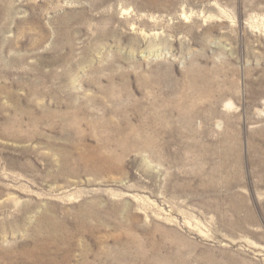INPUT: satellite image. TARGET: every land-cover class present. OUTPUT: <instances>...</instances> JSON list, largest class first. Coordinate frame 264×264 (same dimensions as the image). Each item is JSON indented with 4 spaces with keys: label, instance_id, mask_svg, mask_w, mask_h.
Returning a JSON list of instances; mask_svg holds the SVG:
<instances>
[{
    "label": "rangeland",
    "instance_id": "rangeland-1",
    "mask_svg": "<svg viewBox=\"0 0 264 264\" xmlns=\"http://www.w3.org/2000/svg\"><path fill=\"white\" fill-rule=\"evenodd\" d=\"M0 264H264V0H0Z\"/></svg>",
    "mask_w": 264,
    "mask_h": 264
},
{
    "label": "bare ground",
    "instance_id": "bare-ground-1",
    "mask_svg": "<svg viewBox=\"0 0 264 264\" xmlns=\"http://www.w3.org/2000/svg\"><path fill=\"white\" fill-rule=\"evenodd\" d=\"M146 145V144H145Z\"/></svg>",
    "mask_w": 264,
    "mask_h": 264
}]
</instances>
